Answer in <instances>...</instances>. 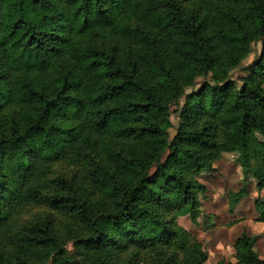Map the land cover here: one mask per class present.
<instances>
[{"label": "trees", "instance_id": "1", "mask_svg": "<svg viewBox=\"0 0 264 264\" xmlns=\"http://www.w3.org/2000/svg\"><path fill=\"white\" fill-rule=\"evenodd\" d=\"M105 32L136 52L123 60L99 45ZM260 41L239 84L231 72ZM225 153L244 175L232 211L250 179L264 190V0H0V264H39L38 248L44 264H116L158 248L204 264L176 216L197 221L207 188L195 175ZM92 157L90 187L63 194L67 182L49 179L56 162ZM31 204L70 218L74 250L55 238L56 214L16 227ZM256 208L263 220L261 196ZM256 242L237 238L236 264H264Z\"/></svg>", "mask_w": 264, "mask_h": 264}, {"label": "rangeland", "instance_id": "2", "mask_svg": "<svg viewBox=\"0 0 264 264\" xmlns=\"http://www.w3.org/2000/svg\"><path fill=\"white\" fill-rule=\"evenodd\" d=\"M193 4L186 5L187 11L195 9ZM99 45L110 49L116 47L123 60L128 54L133 55L138 45L115 38L110 33L105 32L98 40ZM262 42H255L251 45L249 55L237 66L231 76L240 84V77L248 75L247 67L252 64L261 54ZM204 78L199 77L197 81L198 88ZM194 89L187 88L186 93H191ZM180 101V105L182 104ZM180 105L172 107L171 122L173 128L169 130L173 138L177 127L180 124ZM236 155L232 153L223 154L222 158L216 160L213 164V170L208 172H199L195 175L196 180L205 185L207 192L199 194L200 202L197 221L194 222L189 214H177L176 223L190 236L191 243H199L202 249L208 253V259L204 264H236L239 262L237 252V238L244 232L257 239L256 252L264 260V219L259 220L261 214L256 208V200L259 196L264 199V190L258 193L255 185L256 181H248V195L240 200L234 210H229L228 195L230 192L239 191L244 183V175L241 168L236 163ZM101 163L99 157H92L86 161L73 162L65 159L62 162H56L51 167L49 179L56 180L60 177L67 182L63 183V194H73L81 188V184L90 187L92 172L96 166ZM48 179V177H47ZM68 185V187H65ZM71 186V187H69ZM95 198V197H94ZM56 214L52 221L55 230V238L65 244L70 251L74 250V241H70L72 228L71 220L64 213L51 209L42 204H31L27 206L20 215L17 216L14 223L17 228L34 225L37 220L45 221L50 214ZM68 215V214H67ZM74 221V220H73ZM72 221V222H73ZM78 232L80 231L77 228ZM46 248H38L36 255L32 260L44 264ZM43 258V259H42ZM188 255L172 248H158L155 251L149 249L139 251L132 250L120 255L116 264H188ZM168 262V263H166Z\"/></svg>", "mask_w": 264, "mask_h": 264}]
</instances>
